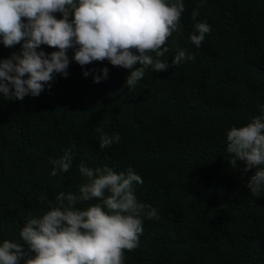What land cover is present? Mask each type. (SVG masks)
I'll use <instances>...</instances> for the list:
<instances>
[{"label":"trees","instance_id":"1","mask_svg":"<svg viewBox=\"0 0 264 264\" xmlns=\"http://www.w3.org/2000/svg\"><path fill=\"white\" fill-rule=\"evenodd\" d=\"M183 3L161 59L171 65L183 49L194 61L164 72L149 67L130 89L128 69L107 60L82 67L70 49L68 76L56 74L50 90L23 101L0 96V242L24 245L19 233L30 215L48 211L60 192L78 193L83 162L117 173L131 167L143 180L134 186L138 200L157 209L160 219H144L125 264H264V195L250 194L255 170L231 168L226 150L231 127L264 116V0ZM201 21L211 32L197 47L190 35ZM20 48L0 43V58ZM105 67L107 78L95 83ZM101 128L120 141L101 149ZM69 149V171L52 175L51 161Z\"/></svg>","mask_w":264,"mask_h":264},{"label":"clouds","instance_id":"2","mask_svg":"<svg viewBox=\"0 0 264 264\" xmlns=\"http://www.w3.org/2000/svg\"><path fill=\"white\" fill-rule=\"evenodd\" d=\"M184 11L183 0H0V43L6 48L21 45L19 52L0 58V96L9 101L38 97L46 85L51 89L56 74L67 78L71 60L82 67L107 60L128 69L125 85L134 89L149 67L164 72L195 60L183 49L175 53L171 65L161 59L169 52L165 45L178 31ZM198 15L199 6L191 14L193 21ZM210 32L207 22H196L190 41L199 47ZM42 45L55 50L45 52ZM108 71L101 69L102 76H95L94 82L106 79ZM98 131L101 149L121 139L102 128ZM226 139L228 164L236 169L242 162L243 174L254 169L246 187L255 198L261 197L264 116L231 127ZM72 159L71 149L66 150L51 161L55 165L51 174L67 173ZM79 171L86 181L78 193L60 192L48 211L27 218L19 233L24 245L0 242V264H125V251L139 246L144 219H160L156 208L135 195V184L143 180L131 167L117 173L106 165L92 169L81 162ZM92 200L98 202L86 209L77 206Z\"/></svg>","mask_w":264,"mask_h":264}]
</instances>
